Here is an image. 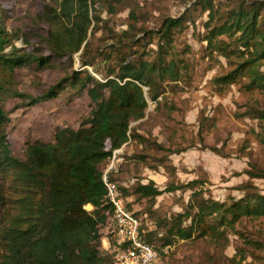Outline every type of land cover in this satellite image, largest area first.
Masks as SVG:
<instances>
[{"label": "trees", "instance_id": "trees-1", "mask_svg": "<svg viewBox=\"0 0 264 264\" xmlns=\"http://www.w3.org/2000/svg\"><path fill=\"white\" fill-rule=\"evenodd\" d=\"M125 1L46 3L24 32H8L0 21V69L34 65L63 72L38 95L17 92L16 96L28 106L35 105L56 98L69 86L74 95L85 92L92 104L77 127L57 126L49 141L28 142L23 157L11 150L4 126L9 117L0 106V264H112V254L102 249L101 240L106 237L109 250L113 248L111 206L102 181L113 151L133 140L140 148L123 156L124 160L148 163L150 158L160 167L167 156L184 149L164 145L131 124L139 125L145 117L147 99L155 101L157 109L163 103L159 97L163 99L167 89L186 82L189 64L176 51V40L190 14L163 15L149 28L142 22L141 7ZM227 3L229 6L221 0H195L193 4L208 13L201 37L208 55H220L228 63V69L213 78L214 84L221 88L236 84L244 92L264 97V0ZM124 4L129 8L126 28L120 33L110 30L104 43L94 48L92 39L105 22L97 14L98 8L111 14ZM19 38L24 43L20 47L15 45ZM152 44L155 47L149 48ZM92 71L101 77L96 78ZM3 90L0 85V93ZM243 115L263 122L264 104L247 106ZM260 139L264 143V135ZM115 169L108 177L117 182ZM245 173L250 180L264 178V166L250 161ZM204 183L195 178L169 182L160 189L149 179L128 187L119 183V188L125 198L145 202L143 212H134L145 229L141 233L144 241L154 245L158 239L160 247H165L201 239L222 250L232 233L242 239L233 256L220 260L206 255L198 264H243L249 257L245 264H264V231L237 229L248 221L264 222V193L246 182L240 186L241 197L219 201L205 195ZM182 189L191 190L186 207L169 217L159 216L153 208L156 197ZM104 229H110L106 236Z\"/></svg>", "mask_w": 264, "mask_h": 264}, {"label": "rangeland", "instance_id": "rangeland-1", "mask_svg": "<svg viewBox=\"0 0 264 264\" xmlns=\"http://www.w3.org/2000/svg\"><path fill=\"white\" fill-rule=\"evenodd\" d=\"M58 1L0 0V21L8 32H24L33 25L35 14L42 10L44 4L55 5ZM130 1L141 7L142 22L149 28L154 27L163 15L190 14L183 30L178 31L176 40V51L182 52L181 56L186 58L190 74L184 84L173 87L174 90L167 89L163 99L159 97L163 103L157 109V103L147 99L145 117L139 125L138 122L131 124L140 127V132L153 134L158 142L184 148L183 151L167 156L165 165L156 167L150 158L148 163L124 160L125 156L128 157L140 148V145L130 140L122 146L121 160L116 162V171L113 172L116 181L120 184L130 181L146 183L152 179L163 189L169 182L185 183L201 178L205 180V195L219 201L241 197L243 191L240 186L246 182L264 193V178L250 180L245 173L250 161H257L264 166V143L260 139L264 135V128L261 126L264 121L260 123L246 115L241 117L247 106L263 105L264 97L256 92H244L236 84L223 88L214 84L213 78L224 73L228 69V63L220 55H208L206 42L201 40L208 13L195 7V0L125 2ZM230 1L221 0L224 6H229L227 2ZM128 11L127 4L119 6L111 14L104 8H98L97 14L105 22L92 39L94 48L104 43L110 30L120 33L126 28ZM23 44L20 38L15 41L16 46ZM154 47V44L149 46ZM8 49L9 47L6 48ZM77 61L75 58V67L78 66ZM92 73L96 78L101 77L100 73ZM61 76L63 72L56 67L37 69L31 65L15 68L13 71L0 69V85L4 89L0 93V106L9 117L4 126L14 155L23 157L28 142L49 141L57 126L77 127L88 115L92 107L88 95L85 92L74 95L69 86H65L56 98L35 105L28 106L25 100L15 95L17 92L38 95ZM213 148L219 151L215 152ZM190 193L189 189L164 192L156 197L153 208H156L159 216L169 217L186 207ZM127 203L130 210L138 215L145 207L144 201H133L131 196L126 197ZM86 208L91 207L88 205ZM237 229L245 233L263 232L264 222L248 221L237 226ZM109 230H102V234L106 236ZM101 242L102 249L108 252V239L103 237ZM153 244L158 256L152 264H198L201 259H206V255L212 254L220 260L233 256L236 246L242 245V239L229 233V241L222 250L209 240L201 239L181 240L165 247H160V241L155 239ZM250 260V257L247 258L243 264Z\"/></svg>", "mask_w": 264, "mask_h": 264}, {"label": "built area", "instance_id": "built-area-1", "mask_svg": "<svg viewBox=\"0 0 264 264\" xmlns=\"http://www.w3.org/2000/svg\"><path fill=\"white\" fill-rule=\"evenodd\" d=\"M120 153L121 148L113 151L102 175L105 196L111 206L114 230L113 248L109 250V244L106 249L112 254V264H152L157 259V249L141 238V233L145 229H141L140 219L127 207L126 198L121 193L119 183L108 177V172L115 168L117 161L121 160ZM131 183L132 181L121 185L128 187Z\"/></svg>", "mask_w": 264, "mask_h": 264}, {"label": "crops", "instance_id": "crops-1", "mask_svg": "<svg viewBox=\"0 0 264 264\" xmlns=\"http://www.w3.org/2000/svg\"><path fill=\"white\" fill-rule=\"evenodd\" d=\"M122 148V147H121ZM112 227H113V225H112Z\"/></svg>", "mask_w": 264, "mask_h": 264}]
</instances>
